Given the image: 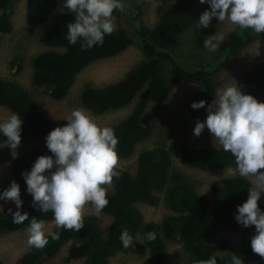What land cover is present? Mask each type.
<instances>
[{"label":"trees","instance_id":"trees-1","mask_svg":"<svg viewBox=\"0 0 264 264\" xmlns=\"http://www.w3.org/2000/svg\"><path fill=\"white\" fill-rule=\"evenodd\" d=\"M15 1L0 0V34L11 30ZM56 5L57 0H28L26 4L28 22L47 23L41 40L51 47L34 57L32 82L42 87L53 99H63L75 83L77 75L92 62L115 56L135 41L143 51V58L118 81L99 87L86 86L81 92L83 106L94 114L122 108L137 98L131 112L110 126L118 140L115 150L120 158L132 156L136 145L149 138L152 131L151 118L155 110L168 99L170 81L199 85L189 102L188 111L192 118H202L207 114L205 108L216 96L219 82L217 75H227L239 52L259 37L251 29L232 31L219 43L217 49L223 53V58L217 67L209 70L200 65L192 70L178 62L173 54L181 46L180 35L191 28L193 37L190 43L207 51L202 41L206 36L216 33L219 22L212 18L207 29L198 26V17L209 9L206 3L201 4L199 0H176L152 26L144 23V6L130 5L129 16L125 12L113 13L121 18V23L111 35L104 37L103 44L85 51L80 50L79 42L68 44L65 39L66 26L74 21V16L71 13H55L52 16ZM20 68L19 64L18 70ZM242 84L246 94L264 102V61L245 71ZM200 100L205 101V108L193 110L191 103ZM0 105L21 116V142L16 152L29 136L38 140L37 145L16 157L11 164L12 172L25 191L26 185L21 174L30 170L39 156L50 153L44 138L66 121L48 118L25 88L3 78H0ZM4 139L0 136V169L13 159ZM173 157L190 167L205 171L235 167L234 158L222 147H195L182 141H173L168 146L158 145L142 150L137 156L135 172L117 168L120 176L113 178L112 191H106L109 203L101 212L113 217L106 235L102 234L96 216H83L84 225L78 232L54 226L51 232L59 234L57 239L49 237L43 249L29 247L14 264H42V261L55 256L68 242L70 245L66 261L83 258L82 264H108L113 255L134 250L141 255L148 252L141 264H169L165 239L173 238H178L184 250L193 255L191 264L206 260L213 254L217 264H230L232 254L220 256L210 250L212 241L224 231L240 234V246L233 254L238 255L242 264H256L262 257L253 253L250 247L255 227L245 228L234 219L236 206L247 199L251 181L245 177L230 176L212 184L213 196H201L182 175L172 172ZM13 180L8 176H0V192L8 188ZM167 184L171 186L166 201L176 214L165 216L160 224L144 222L137 204H157L159 198L156 192ZM26 195L27 201L22 204L21 212H27L29 220L36 217L45 222L52 221V213L39 212L33 208L31 195ZM257 203L264 211V195ZM27 225V220L22 224H13L8 209L0 212V235L24 230ZM123 228H127L133 237L128 248L122 247L118 238ZM149 231L155 233L152 241L144 239L145 233ZM138 234L140 239H137ZM219 248H224V244ZM0 264L4 263L0 260Z\"/></svg>","mask_w":264,"mask_h":264},{"label":"clouds","instance_id":"clouds-1","mask_svg":"<svg viewBox=\"0 0 264 264\" xmlns=\"http://www.w3.org/2000/svg\"><path fill=\"white\" fill-rule=\"evenodd\" d=\"M175 3V2H174ZM209 5L198 17V26L207 29L212 18L221 23L227 20L241 29L264 33V0H199ZM67 11L74 21L67 24L65 39L69 45L79 42L85 51L102 45L104 37L115 30L114 12L126 11L124 0H63L61 12ZM224 39L222 33L206 36L202 43L208 52H214ZM193 110L205 108V101L192 102ZM203 122L197 121L192 133L199 136L207 128L213 140L234 158L235 169L229 173L251 177V187L245 202L236 206L234 219L247 228L255 227L250 239L253 253L264 258V211L257 201L264 195V102L250 94H244L236 85L217 89L216 96L205 108ZM66 123L52 129L44 138L51 155H41L30 170L23 172L26 193L32 197V207L39 212H51V223L57 229L79 231L83 225L82 215L90 205L96 215L108 205L106 187L113 178H119L118 155L115 150L118 140L111 127L101 126L84 108L73 109ZM21 116L15 112L0 120V136L16 158V148L21 142ZM54 169V170H53ZM46 170L47 174H46ZM0 201H11L15 211L8 209L13 224L28 221L24 231L26 244L43 249L58 238V233L47 231L45 221L21 212L20 186L13 180L0 192ZM0 210H3L0 207ZM122 247L128 248L133 237L127 228L119 235ZM144 239H155L154 232H147ZM197 264H217L216 256L210 255ZM230 264H242L237 254H232Z\"/></svg>","mask_w":264,"mask_h":264},{"label":"rangeland","instance_id":"rangeland-1","mask_svg":"<svg viewBox=\"0 0 264 264\" xmlns=\"http://www.w3.org/2000/svg\"><path fill=\"white\" fill-rule=\"evenodd\" d=\"M28 0H17L13 3V13L11 16V30L8 33L0 34V78L15 81L25 88L37 102L41 111L52 120L61 121L68 117L73 109L84 108L101 126H112L125 118L133 109L137 100L135 98L130 104L109 110L103 114H94L85 108L81 102V92L86 86H105L121 79L124 74L137 62L143 58V51L135 41L123 52L100 59L89 64L76 77V81L69 89L67 95L61 100L53 99L42 87H38L32 82L33 59L34 57L51 47L45 45L41 40V34L46 24H32L26 19V4ZM176 0H125L126 16H129V6L141 4L144 6V23L152 26L160 18L162 13ZM63 0H57V5L52 13H69L66 10L61 12ZM114 15V14H113ZM52 17L49 22H51ZM115 28L120 26L121 18L114 15ZM241 32L244 29L231 24L227 20L217 26L216 33H222L224 38L232 31ZM193 37V29H189L180 35L182 41L175 52V59L189 69L199 68L200 65L212 70L222 61L223 53L218 49L214 52L202 51L190 43ZM264 61V33L259 34L252 43L243 48L237 55L231 69L225 75L219 73L217 76V89L225 86H234L235 83L245 93L242 76L254 64ZM21 68L18 70V65ZM199 85L195 83H174L169 82L168 99L159 106L152 118V131L146 140L136 145L135 151L129 158L118 157L117 168L125 169L134 173L137 167V156L145 149L158 145L168 146L173 141H182L195 147H221L218 142L213 140L207 128L199 136L192 133V129L197 121L203 122L206 115L199 119L191 117L188 106L191 98L198 90ZM11 111L9 108L0 105V120L6 119ZM38 144V140L29 136L25 144L17 151V156L23 155L31 147ZM47 155H51L48 153ZM9 161L0 169V176L13 178L17 183L18 179L12 172ZM235 169V167H229ZM228 168L214 170H200L190 167L180 159L173 157L172 172H178L183 178L190 182L196 192L201 196H213L211 186L217 181L230 176H239L229 173ZM251 181V177H247ZM19 184V183H18ZM20 186V198L23 203L27 201L24 188ZM171 184H167L162 190L157 191L159 198L155 205L139 203L137 206L142 212L144 222L161 223L163 218L168 215L176 214L168 206L166 196ZM106 191L111 192L112 186H105ZM22 203V204H23ZM3 210L12 208L15 205L11 202L0 204ZM3 210H0L3 211ZM94 215L99 221L101 232L106 235L108 228L113 220L109 214L100 213L96 215L90 205H86L83 216ZM54 224L51 221L45 222L47 231H52ZM140 239V234L137 235ZM27 233L24 230L13 231L8 234L0 235V260L4 264H14L29 246L26 244ZM241 238L239 233L224 231L212 241L210 250L220 256L233 254L240 246ZM165 244L169 253V264H191L193 255L184 250L178 238L165 239ZM224 244V248H219ZM70 242L63 245L61 250L53 257L42 261V264H82L84 259L66 261L65 257ZM148 256V252L141 255L134 250L127 253H117L110 257L108 264H141ZM256 264H264V258L258 260Z\"/></svg>","mask_w":264,"mask_h":264}]
</instances>
